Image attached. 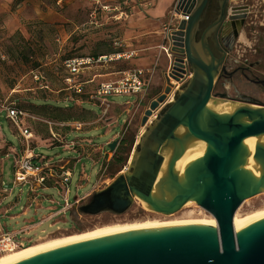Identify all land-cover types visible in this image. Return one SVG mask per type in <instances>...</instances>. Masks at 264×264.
<instances>
[{"label": "rangeland", "instance_id": "374dc122", "mask_svg": "<svg viewBox=\"0 0 264 264\" xmlns=\"http://www.w3.org/2000/svg\"><path fill=\"white\" fill-rule=\"evenodd\" d=\"M176 4L177 0H0V101L14 103L20 111L26 113V127L31 130L33 137L39 138L33 146L36 144L57 146L40 147L37 151L40 155L38 159L43 156L49 167L60 165L57 163L60 160L65 169L73 173L70 179V203L74 202L76 196L81 197L88 193L95 184L101 191L120 174L131 172L135 151L147 130L142 127L141 120L153 97L150 93L140 105L136 103L137 96L108 97L107 102L116 107L114 113L116 122L112 127L97 130L91 127L73 131L72 125L75 123L91 124L96 119L90 118L91 113L94 117H102L103 109L91 101L87 94L80 96L73 90H66L65 78L69 75L64 68V62L73 58L132 54L128 60L121 58L103 63L98 69L85 70L84 74L88 77L95 71L102 75L116 74L126 68H135L138 60L160 57L158 47L165 28H168L172 21L171 15ZM237 5L250 6L251 13L244 22L241 19L236 25L231 22L235 39L230 46L226 44L223 36V43L229 50L226 67L232 71L257 62L249 76L251 79L264 80V0H231L228 13L231 7ZM260 39L263 40L261 45ZM259 49L262 54L257 53ZM165 64L166 60L162 57L160 66ZM142 68L153 70L155 67L147 65ZM226 79L228 78L223 77L217 81L213 92L215 96L221 94L231 98L245 96L264 103V89L259 85L241 74ZM153 81L155 86L161 82L159 70H155ZM128 103L133 104V108L130 107L127 114L124 109ZM225 104L232 108L229 102ZM31 118L43 121L41 131L32 128ZM49 123L54 124L52 132L56 136L60 135L61 138L58 139L62 142L54 141ZM63 123L70 125V128L62 130L60 125ZM12 125L7 120L6 113L2 111L0 129L6 138L20 149V142ZM150 125L148 124V127ZM117 134H121L126 144L120 145L111 156L107 154L102 161L98 152L99 147H103L104 153L110 152V148L105 145ZM84 139L91 140L93 146H80L77 151H72L66 145H61ZM257 141L264 145V136ZM79 156L87 159L80 160ZM116 157L120 158L121 162H118ZM86 177L87 180H82ZM3 180L0 178V188H4L7 193L0 191V199L7 196L1 203L0 211L12 207L10 214L17 215L25 208L30 210L27 216H22L19 220H11L0 213V225L8 232L19 230L27 221L38 223L48 215L49 212L46 210L35 212L34 205L29 207L30 186L13 184L12 160L7 161ZM32 184L34 191L39 186L42 187L35 182ZM78 184L82 187L78 188ZM41 194L52 197L56 210L65 204L64 198L57 193L56 188L45 190ZM90 198L79 206L70 207L63 219H56L60 222L53 227H50L51 222L44 223L34 232L35 234L29 236L20 234L18 239L24 241L25 246H29L35 242H44L105 225L149 220L161 222L203 220L213 217L195 202L189 205L187 203L174 214L163 215L145 209L138 198H135L131 207L121 215L103 212L92 216L79 212V207L87 204ZM48 207V203L43 204V208ZM260 208H264V193L247 199L237 212L244 216ZM39 236L42 241L38 240ZM28 239L31 241H25Z\"/></svg>", "mask_w": 264, "mask_h": 264}, {"label": "water", "instance_id": "95a60500", "mask_svg": "<svg viewBox=\"0 0 264 264\" xmlns=\"http://www.w3.org/2000/svg\"><path fill=\"white\" fill-rule=\"evenodd\" d=\"M179 0L190 15L168 38L172 52L183 55L192 72L190 82L151 121L171 93L170 79L183 73V60L175 57L171 73L164 74V89L145 110L147 128L131 162V172L120 174L105 189L79 207L86 215L124 214L140 199L149 210L171 215L195 202L216 220L205 223L138 229L42 251L13 264H264V219L235 233L233 219L247 200L264 193V145L255 147L253 161L259 177L244 168L250 152L246 139L264 136V104L228 100L214 95L217 79L225 72L227 50L221 45L231 0L221 6L216 22L202 23L211 0ZM221 54L218 58L211 46ZM225 102L232 104L230 108ZM228 106V107H227ZM120 140L108 145L115 152ZM205 151L180 177L177 162L188 150ZM130 170V168H129Z\"/></svg>", "mask_w": 264, "mask_h": 264}, {"label": "built area", "instance_id": "2783aa9c", "mask_svg": "<svg viewBox=\"0 0 264 264\" xmlns=\"http://www.w3.org/2000/svg\"><path fill=\"white\" fill-rule=\"evenodd\" d=\"M179 2V1H178ZM188 0L185 7H188ZM190 4V2H189ZM245 10V15L243 16L246 21L250 17V6H243ZM190 15L178 8V3L176 4L174 10L172 11V21L168 28H165L161 43L159 45V51L164 54L168 59V68L165 71L166 74L171 73V67L174 62L175 57H179L183 60V73L177 81L170 79L172 88L171 93L167 96V100L160 108L154 112L157 113L165 107L167 104L171 103L177 91L183 87V85L191 78L192 72L187 64V59L183 55H176L172 52L173 42L168 38V35L172 30L177 29L178 25L182 21H188ZM122 57L121 54L117 55H103L97 58H73L67 59L64 62V68L68 73V77L65 78L67 84L66 90H73L77 95L87 94L91 101L99 102L101 106L108 107L105 99L113 96H137L139 99H144L152 86L154 70H146L140 68H126L116 74V78L109 81H104L97 84L92 91L87 92V85L94 84L93 79H86V74L84 71L89 68H98L103 63L112 62L114 60H119ZM156 68V67H155ZM82 77V79L80 78ZM38 80V78H37ZM0 110L6 113V118L10 121L18 131L19 136L25 143L31 144L34 139L31 130L25 126L26 113L20 111L14 103H8V101H0ZM153 113V114H154ZM36 127L43 125V121L31 118ZM150 123V122H148ZM50 131L52 133V127L54 124L49 123ZM84 124L75 123L72 125L73 131H80ZM62 130H67L70 125L63 123L60 125ZM53 137H57L53 134ZM83 140L72 141L70 144H65L68 149L72 151H77L76 149L83 146ZM80 153V150L78 151ZM78 153V155H79ZM16 163V169L14 173V185H28L33 191V182L38 185H42L48 180H53L55 182L68 183L71 179V173L66 170L62 173V176L57 173L56 167H49L48 163L43 160V158L36 161L35 156L32 153H25L21 158H19ZM64 171V169H63ZM68 207L67 201L65 200V207ZM29 242V241H28ZM25 246V242L18 239V234L13 232H8L6 230H0V254L6 253Z\"/></svg>", "mask_w": 264, "mask_h": 264}, {"label": "crops", "instance_id": "0c3cea01", "mask_svg": "<svg viewBox=\"0 0 264 264\" xmlns=\"http://www.w3.org/2000/svg\"><path fill=\"white\" fill-rule=\"evenodd\" d=\"M179 0H177V3H178ZM242 20L243 22L245 21L243 17L239 18V19H234L231 17V14L228 13L227 14V18H226V21H225V24L228 25L227 28L225 29L226 30H230L232 29L231 27V22L232 21H235V20ZM231 32L233 33V30H231ZM246 34V33H245ZM223 41V39H222ZM263 40L260 39V45L262 44ZM161 43V41H160ZM228 51V55H229V50ZM161 54V53H160ZM122 57L121 58H125V60H128L131 58L132 54L131 55H126V54H121ZM164 57L165 60H166V64L164 66H160V60L161 58ZM120 58V59H121ZM158 58V59H157ZM155 60V62H154ZM147 65H150L151 68L153 67H156L154 68L155 70H159L160 73H161V82L159 84H157L156 86L154 85V81H152V86L150 88V90L148 91L146 97L150 96V93L152 94V97L153 99H155V97H157L158 95H160L164 89V83H165V79H164V74H165V71L167 70L168 68V59L167 57L164 55V54H161L160 57H153L152 59H147V60H138L136 61V67L135 68H140V69H145V68H142L143 66H147ZM155 65V66H154ZM100 68V67H98ZM97 68V69H98ZM154 70V72H155ZM119 73V72H118ZM116 73V74H118ZM116 74H105V75H102L100 73H95L93 75H89L88 78L86 79H93V83L94 84H91V85H87V92L88 91H92V89L99 83L101 82H104V81H109V80H113L116 78ZM193 76V75H192ZM191 76V78H192ZM110 78V79H108ZM191 78L183 85V87L181 89H179L175 95V98L177 97L178 94H180L182 91H183V88L190 82ZM156 88V90H153V88ZM145 97V98H146ZM144 98V99H145ZM174 98V100H175ZM138 99V98H137ZM144 99H141V97L138 99V102L137 105H140L143 103ZM152 99V100H153ZM151 100V101H152ZM173 100V101H174ZM106 103L107 102V99H105ZM172 101V102H173ZM171 102V103H172ZM102 109H103V115L102 117H94L93 113H91L93 115L90 116L91 119H95L91 124H84L83 129L85 128H91V127H95L94 129H105V128H110L114 125V123L116 122L115 120V116H114V113L116 111V107L114 105H111L110 103H108V107H103L101 106V104L99 102H96ZM171 103L167 104L165 107H167L168 105H170ZM135 104V103H134ZM129 108H128V107ZM133 108V104H126L125 105V109L124 111L128 114V111L129 109ZM163 107L158 113L157 115L165 108ZM2 111L0 110V113ZM90 113V112H89ZM157 115H156V118H157ZM154 120V119H153ZM152 120V121H153ZM10 122V121H9ZM31 125H32V128H35V129H38L39 131H41L43 128L42 126L40 127H36L35 124L33 123V121L31 120ZM11 123V122H10ZM151 123V122H150ZM148 123V124H150ZM14 128L15 126L12 125ZM25 126H26V123H25ZM31 128V127H30ZM50 130V129H49ZM80 130V131H81ZM71 131V130H70ZM15 133H16V137L17 139L19 140L20 142V149H17L12 142H10L6 136L3 134L2 130L0 129V164H1V170H0V178L1 180H3V177H4V169H5V166L7 164V161H10L12 160L13 161V171L15 173V169H16V161L19 160V158H21L23 156V154L25 153H32V155L35 156V159L36 161H39V157L40 155L37 154V151L40 147H45V148H55L57 146H53V144L51 145H38L36 144V146H33L35 145V142L36 140H38L39 138H37V136L33 137L35 139H33L31 141V144L29 145L28 143H25L22 138L19 136L18 134V131L16 130L15 128ZM50 134L52 136V138L54 139V141H57V142H62L61 140H59L58 138H61L60 135H57V137H53V132L51 133L50 131ZM55 135V134H54ZM142 135V134H141ZM140 135V136H141ZM66 137V135H65ZM65 139V138H64ZM115 140H120V144L117 146V148L121 145L122 141H123V137H121V134H117L115 136H113V138L108 141L106 143L105 146H108L110 143H112L113 141ZM84 142H87V143H84L86 145L83 144V146H93V143L91 140H83ZM61 145H65V144H61ZM60 145V146H61ZM117 150V149H116ZM99 154L101 155L102 157V161L105 159L106 155L109 154L110 156L112 155V153H115V152H108V153H104L103 151V147H99ZM43 158V156H42ZM80 160L82 159H87V157H78ZM44 159V158H43ZM57 163H60V165L58 164L57 166L55 165L54 167L57 168V173L60 175V177L62 176V173L65 172L66 170L68 169H65V165H62V163L60 162V160L57 162ZM49 165V164H48ZM64 169V171H63ZM69 172L71 173V179L73 177V173L69 170ZM82 180H87V177L86 178H83ZM70 182L71 180L67 183V185H64L62 182H55L53 180H48L45 182V184L41 185L42 187L39 186V188H37L35 191L31 190L30 188V194H29V200H30V203H29V207H31L32 205H34L35 207V212L39 211V210H46L48 211V215L43 217L38 223H31V221H27L26 224L22 225L21 228L19 230H16V231H13V233H16L18 234V237L19 235H25V236H29L31 235L32 233L36 232L37 229L43 225L44 223H48V222H51L52 224H50V227H53L54 225L58 224L60 222L61 219H63L66 215L67 212H69V208H67V206L65 207V204L60 208V209H55L54 208V200L52 199L51 196L49 195H44V194H41L42 192H44L45 190H49V189H54L56 188L57 189V193L59 195H61L64 200L67 201V204H68V207H72V206H79L81 204H83L89 197H91L94 193L100 191L98 189V186L95 184L92 189L84 194L83 196L81 197H78L76 196L75 199H74V202L73 203H70L69 201V193H70ZM3 187H4V180H3ZM77 187H82L81 185H77ZM107 186L103 187V189H105ZM0 191L1 192H4L5 194L7 193V191L4 189V188H0ZM6 196H2V198L0 199V206H1V203L6 199ZM44 203H48L49 207L48 208H43V204ZM58 204V203H56ZM13 208L10 207V208H7V209H2L0 211L1 213V216H5V217H8L9 219L11 220H19L22 216H27L28 213H29V208H25L21 214H17V215H11L10 212ZM56 219H60V220H56ZM0 230H6L3 226L0 225ZM58 230H60L58 228ZM57 230V231H58ZM7 231V230H6ZM44 232V231H43ZM53 233V232H51ZM50 233V234H51ZM35 234V233H34ZM38 238H41V236H39ZM25 241H31V239H28V240H25Z\"/></svg>", "mask_w": 264, "mask_h": 264}, {"label": "bare ground", "instance_id": "6f19581e", "mask_svg": "<svg viewBox=\"0 0 264 264\" xmlns=\"http://www.w3.org/2000/svg\"><path fill=\"white\" fill-rule=\"evenodd\" d=\"M233 8V9H232ZM244 7L241 5H237L234 7H231L230 14L231 17L234 19H239L243 17L245 14ZM238 23V20L232 21L233 25H236ZM232 29L226 30L224 37L226 40V44L230 46L235 39V32H231ZM156 113L150 117L149 122H151L153 119L156 118ZM144 129V128H142ZM247 147L249 148V158L247 161V164L244 165V168L250 170L255 176L259 177L261 175V171L255 166L253 161V155L255 152V147L257 145V138L251 137L245 140L244 142ZM205 151V145L201 144V148L199 150H188L185 155L180 158L177 162V170L180 177L183 176V172L187 165L191 163L193 160H195L198 157H201ZM192 202H188L187 205H189ZM142 205L145 209L149 210L148 207L142 202ZM264 219V208H260L257 210H254L246 215H240L239 212H237L233 219V227L235 230V233L237 234V230L250 225L252 223H255L259 220ZM199 223H205L209 225H216V220L214 217H211L209 219H203V220H179V221H172V222H161V221H144V222H136L131 224H113V225H105L101 227H97L95 229L80 232L72 235H66L59 238H52L49 240H46L44 242H35L29 246H24L9 252H6L5 254L0 255V264H13L15 262H18L20 260H23L27 257H30L32 255H35L37 253H40L42 251L56 249L60 247H65L68 245H73L77 243H82L85 241L95 240L103 237H107L110 235L123 233L127 231L132 230H138V229H150L153 227H160V226H168V225H189V224H199ZM39 241H42V239H38Z\"/></svg>", "mask_w": 264, "mask_h": 264}, {"label": "flooded vegetation", "instance_id": "af4514ba", "mask_svg": "<svg viewBox=\"0 0 264 264\" xmlns=\"http://www.w3.org/2000/svg\"><path fill=\"white\" fill-rule=\"evenodd\" d=\"M221 12V6L219 4V2L217 0H211L209 5H208V8H207V11L205 13V17H204V20H203V23H202V28L204 29L206 26H208L209 24H212L214 22L217 21V19L219 18V14ZM228 25L226 24H223L221 25V37H220V40H221V45H222V48L225 49V50H228L227 47L224 45L222 39H223V36L225 34V29L227 28ZM212 48H213V51L215 52V55L220 58L221 57V54L220 52L218 51V49L213 45L211 44ZM228 52V51H227ZM257 53H260L262 54V51H260V49L258 50ZM227 57H228V54H227ZM227 57L225 58L224 62H223V68H225V72H221L217 81L223 77L225 78H234L236 75H239L241 74L243 77L249 79L250 81H252L254 84L256 85H259L260 87H262L264 89V80L262 79H251L249 74H251V72L254 70V66L257 65V62L256 63H249L247 64L245 67H238L236 69H233L232 71H229V69L226 67V61H227ZM246 62L248 63V60H246ZM255 77V76H254ZM226 79V80H228ZM217 84V83H216ZM222 95H225L227 97L228 100L232 99L231 101H245V102H252V103H257V104H264L263 102H260V101H257L255 99H249L245 96H238L236 98H231L229 97L228 95L226 94H222Z\"/></svg>", "mask_w": 264, "mask_h": 264}, {"label": "trees", "instance_id": "16d2710c", "mask_svg": "<svg viewBox=\"0 0 264 264\" xmlns=\"http://www.w3.org/2000/svg\"><path fill=\"white\" fill-rule=\"evenodd\" d=\"M101 56H103V55H101ZM125 144H126V141L123 140L122 143H121V145H125ZM116 158H117L118 162H121V159L120 158H118V157H116Z\"/></svg>", "mask_w": 264, "mask_h": 264}]
</instances>
